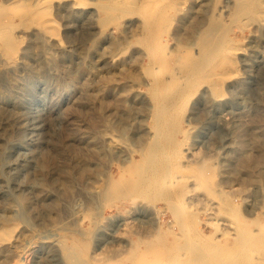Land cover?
<instances>
[{
	"label": "rangeland",
	"instance_id": "rangeland-1",
	"mask_svg": "<svg viewBox=\"0 0 264 264\" xmlns=\"http://www.w3.org/2000/svg\"><path fill=\"white\" fill-rule=\"evenodd\" d=\"M79 1L51 0L37 19L39 0H0L2 17H14L0 37V264H97L106 255L129 264L141 230L178 225L186 213L198 222L171 250L177 259L200 228L217 252L241 233L264 244V0ZM149 2L168 8L164 20L143 14ZM156 21L165 66L148 53ZM213 43L227 50L206 55L209 66L200 58L192 81L190 57ZM158 167L164 187L138 180ZM198 168L214 177L211 188L195 180ZM133 178L135 194L109 201L112 183ZM175 191L179 202H170ZM263 244L254 256L264 261Z\"/></svg>",
	"mask_w": 264,
	"mask_h": 264
},
{
	"label": "bare ground",
	"instance_id": "bare-ground-1",
	"mask_svg": "<svg viewBox=\"0 0 264 264\" xmlns=\"http://www.w3.org/2000/svg\"><path fill=\"white\" fill-rule=\"evenodd\" d=\"M83 0L77 2V5H84V2H82ZM158 1V0H157ZM157 1H153L151 2V4L154 5V7H158L159 6V3ZM35 2V1H34ZM37 3V2H36ZM150 2L148 3V5L143 8V14L146 15L147 17L153 14H156V17L159 16V15H162L160 17H158V21L161 22V20H164L165 19V15H166V12H167V7H164L161 9L158 8V10H155L152 9L150 6H151ZM35 6V5H34ZM37 6H41V7H38L33 10V9H30V14L32 16H38L37 19H39L40 15L42 13H45V12H48L50 7H51V0H39V2L37 3ZM83 6V7H84ZM247 7V6H246ZM256 7V6H255ZM260 7V6H259ZM2 9V8H1ZM6 8H3L2 10H4ZM53 9V8H52ZM243 9V7H242ZM262 9V7H261ZM0 10V13L1 11ZM7 10V9H6ZM20 9H18L19 11ZM24 10V9H23ZM244 10V9H243ZM253 9H251L252 11ZM17 11L18 13V17H20L19 15V12ZM22 11V10H21ZM20 11V12H21ZM244 11H247L246 9ZM250 11V12H251ZM254 11V10H253ZM28 14H29V11H27ZM248 12V13H250ZM264 12V11H263ZM26 13V12H25ZM142 13V12H141ZM253 13V12H252ZM255 13L257 14H262V11H256ZM10 14V13H9ZM158 14V15H157ZM8 15V14H7ZM14 15V14H13ZM31 15H29L31 17ZM164 15V17H163ZM214 15V14H213ZM6 15H4V17H2V15L0 14V37L4 36V37H8L9 34H7V31H8V27L10 26L11 22L14 20L11 16L9 17H5ZM21 16H23L21 14ZM212 16V15H210ZM252 16V15H251ZM26 17V16H25ZM24 18V17H23ZM41 18H43L41 16ZM156 19V18H155ZM161 19V20H160ZM28 20V19H27ZM30 20V19H29ZM157 20V19H156ZM37 21V20H36ZM40 22V20H38ZM41 21H43L41 19ZM46 21V20H44ZM155 21V20H154ZM155 24H153L152 26H148V36H147V44H148V53H150L151 55V59L152 61H156V62H160L162 63L164 66L167 64L165 62V59H166V54L164 52V49H162L160 46H159V40H158V34H157V22ZM209 21V20H208ZM159 22V23H160ZM204 22V21H203ZM236 22V21H235ZM210 23V22H209ZM214 23V22H213ZM232 23V22H231ZM145 25V24H144ZM169 25V24H168ZM210 25V24H208ZM212 25V24H211ZM45 26H46V29L49 28H53V22H51V20H48L47 19V22L45 23ZM167 26V25H166ZM204 26V25H203ZM147 27V26H146ZM168 27V26H167ZM169 29V28H168ZM227 29V28H226ZM202 32V31H201ZM162 33V32H160ZM167 33V32H166ZM225 33V32H224ZM207 34V33H206ZM223 34V33H222ZM56 35V33H55ZM161 35V34H160ZM160 35H159V38H160ZM210 35V33H209ZM225 35V34H224ZM225 37V36H223ZM161 39H163L161 37ZM165 40V39H164ZM163 40V41H164ZM224 40H222L223 42ZM222 42H219L221 44H223ZM161 43V42H160ZM208 43V42H207ZM162 44V43H161ZM214 44V43H213ZM227 44V43H226ZM164 45V44H163ZM225 45V44H224ZM224 45H218V44H214L212 46V48H209V47H204L202 48V50H198L199 52H197V55L196 56H193V57H190L191 56V53L189 51H187L185 54L187 56L190 57V60L193 61V63L188 65L190 66V68L188 69L189 70V73L188 75L191 77L192 81L193 80H196V77H198L197 75V70H198V67H200V65L202 64V62L204 60L201 61L200 58H202L203 56H205L206 58V64L209 63L210 61L213 60V58H217L218 56L222 55L223 52H225L227 50V47H224ZM204 46V45H203ZM207 46V45H206ZM228 46V45H227ZM167 49V48H165ZM230 49V48H229ZM190 50V49H189ZM192 50V49H191ZM225 50V51H224ZM16 55V53H15ZM206 55H210V57H213L211 58V60L209 59L207 62V56ZM204 58V59H205ZM150 59V60H151ZM197 62V60H199ZM216 61V60H215ZM214 61V62H215ZM228 64H227V67L229 68H233L235 69L236 68V62L233 61V59H228ZM149 62V61H148ZM205 62V61H204ZM213 62V63H214ZM212 63V62H211ZM225 63V62H224ZM205 64V63H204ZM205 64V65H206ZM210 64V63H209ZM203 65V64H202ZM226 65V64H225ZM207 66H209L207 64ZM207 66H204L205 68ZM238 71V70H237ZM234 74V73H233ZM236 74V73H235ZM207 75V74H206ZM224 74L222 73H217L214 77L215 80L217 81H220V79H223L224 78ZM204 79V78H203ZM197 80H200V79H197ZM203 81V80H202ZM224 81V80H223ZM213 85V84H212ZM215 85V84H214ZM216 86H218V84H216ZM216 86H214L216 88ZM156 88V87H155ZM161 91V90H160ZM163 104V103H162ZM177 110V109H176ZM159 117V116H158ZM156 117V118H158ZM171 117V112L169 113H166L165 115H161L160 118L158 119L161 122H167V120H169V118ZM175 121V120H174ZM163 125V124H161ZM159 125V127L161 126ZM166 125V124H165ZM169 127V126H168ZM180 127V126H179ZM172 132V131H171ZM157 133V132H156ZM170 134V133H169ZM182 134V133H181ZM168 136V135H167ZM171 136V135H170ZM172 137V136H171ZM2 141V140H1ZM175 143V142H174ZM159 160V159H158ZM161 161V160H160ZM145 166V165H144ZM157 167V166H156ZM161 167V166H160ZM160 167H158V171L154 172L152 175H144L143 178L141 177V174H140V177L138 178L139 181H141V179L145 180V183H144V186H147L149 188H162L164 187V174H163V171L166 172V170L164 169H159ZM205 168V166H203ZM204 168H201L202 170H204V172H206V170ZM199 169V168H198ZM141 170V169H140ZM163 170V171H162ZM200 170V169H199ZM125 171V170H124ZM137 171V170H136ZM141 172V171H140ZM143 172V171H142ZM164 172V173H165ZM168 172V170H167ZM202 172V173H200ZM209 172V171H208ZM124 173V172H123ZM199 175H195L194 177L195 180H198L202 185L206 186L207 188L210 187V184L213 182V178H209V174H204L203 171H199ZM207 173V172H206ZM122 175V174H121ZM124 177V175H123ZM122 177V178H123ZM121 178V177H120ZM131 179V178H130ZM212 180V182H211ZM160 181H161V184H160ZM137 180H135L133 178V180H129V181H123V180H118L114 183H112L110 187L111 190H109V187H108V190L110 191V199L109 201L113 202L114 200L128 194H132L134 193L135 194V188L134 187H137ZM169 182V181H168ZM158 183L156 186L155 184ZM171 183V182H170ZM160 185V186H159ZM171 185V184H170ZM143 186V187H144ZM143 187H140L138 189V191H142ZM201 188V187H200ZM211 188V187H210ZM138 191L136 193H138ZM160 191V190H158ZM107 192V191H106ZM157 192V191H156ZM155 192V194H156ZM174 192V191H173ZM109 193V192H108ZM157 194H160V192ZM181 191H175V193H173V196H171V199H170V202H174V201H178V199H180V196H181ZM162 195V193L160 194ZM159 196V195H157ZM165 196V195H164ZM145 198V197H144ZM168 198V197H167ZM151 199V198H150ZM161 199V198H160ZM169 200V199H168ZM179 202V201H178ZM108 205V204H107ZM235 206V205H234ZM169 208V207H168ZM213 209V208H212ZM175 210V209H174ZM173 210V211H174ZM125 211V210H124ZM180 211V210H179ZM179 211H174L173 212V215L174 217L176 218L179 217ZM182 214V213H181ZM197 217V216H196ZM172 218V217H171ZM174 218V219H175ZM179 223H177L178 225H176L175 222H171V224H166L165 226H159L157 228L154 229V231H150V230H141L140 231V236H141V245L137 247V250L139 249L140 252H137V257L138 256H149V258L151 257V259L147 262V264H224V262H226L227 264H264V261L259 258V257H256L254 256V253H257V251H259V249H261V244H263L261 242V239L260 237H258V241H255L253 242V240L255 239L256 240V237H251L250 235H248V233H241L240 237L238 238H235V243H234V246L232 247H228L227 249H225L224 251H221V252H217V251H214L212 249V247H216V244H207L206 242H204L205 238H208L209 236L211 235H203L202 232L200 230H202V228H200L199 231H197L199 233V236H197L196 238H200L201 240H196L194 241L195 243V246H191V247H185V252L183 255H181L183 258L182 259H177V256L176 255H172L171 253V250H175V249H178L179 248H182L183 245H180L181 247H178V240H179V237H182L184 236L185 237V234L188 232V230L190 229V224H193L194 222L197 221V219H195V216H193V214H190V213H186L184 214L183 216L179 217L178 219ZM198 222V221H197ZM218 222V221H217ZM174 223V224H173ZM201 223V222H200ZM199 223V224H200ZM223 223V222H222ZM197 224V223H196ZM199 224L197 226H199ZM210 224H213L212 222H210ZM228 224V223H227ZM244 224V223H243ZM262 224V223H261ZM229 225V224H228ZM249 225V224H248ZM177 226V227H176ZM214 226V224H213ZM218 226V225H217ZM264 224L260 225L259 228H262V232L264 234ZM260 230V231H261ZM218 232V231H217ZM261 232V233H262ZM197 233V234H198ZM260 233V235H261ZM196 234V235H197ZM230 234V233H229ZM227 232L224 233L223 235L226 236V235H229ZM191 235V234H190ZM213 235H216L215 233ZM172 237L171 240H169L167 237ZM222 236V235H221ZM264 236V235H263ZM211 238V237H210ZM209 238V239H210ZM140 239V238H139ZM204 239V240H203ZM147 243H144L146 242ZM182 242V241H181ZM200 242V243H199ZM143 243V244H142ZM179 244H181L179 242ZM132 245V244H130ZM129 245V246H130ZM135 245V244H134ZM192 245V244H191ZM194 245V244H193ZM264 245V244H263ZM134 249V248H133ZM195 249L196 250V254L195 255H190V251ZM130 250V249H129ZM131 252H132V247H131V251H130V255H131ZM120 253V252H119ZM124 254V253H123ZM121 254V256L123 255ZM193 254V253H192ZM118 255V254H117ZM116 255V256H117ZM129 255V256H130ZM120 256V255H118ZM120 256V257H121ZM131 257V256H130ZM137 257L135 258V253L132 254V260H130V263L129 264H142V258L141 257H138V260ZM113 257L111 258H108V256L106 255L105 258H104V261L103 263L102 262H98L97 264H111L110 261L112 260ZM115 258V257H114ZM129 258V257H128ZM146 258V257H145ZM263 258V257H262ZM127 259V257H126ZM229 259L231 261H229ZM146 261V260H145ZM112 262V261H111ZM116 264V263H115Z\"/></svg>",
	"mask_w": 264,
	"mask_h": 264
}]
</instances>
